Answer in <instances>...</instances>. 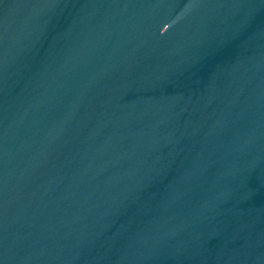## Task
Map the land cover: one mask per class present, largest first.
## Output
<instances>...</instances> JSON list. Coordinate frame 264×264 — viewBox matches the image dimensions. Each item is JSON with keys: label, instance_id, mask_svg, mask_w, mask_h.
<instances>
[{"label": "water", "instance_id": "water-1", "mask_svg": "<svg viewBox=\"0 0 264 264\" xmlns=\"http://www.w3.org/2000/svg\"><path fill=\"white\" fill-rule=\"evenodd\" d=\"M0 264H264V0H0Z\"/></svg>", "mask_w": 264, "mask_h": 264}]
</instances>
